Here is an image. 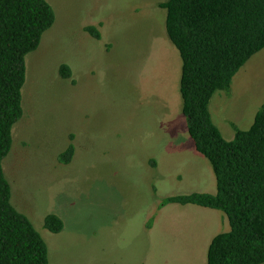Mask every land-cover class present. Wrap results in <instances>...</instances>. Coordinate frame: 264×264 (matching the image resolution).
Returning a JSON list of instances; mask_svg holds the SVG:
<instances>
[{"label":"rangeland","instance_id":"obj_1","mask_svg":"<svg viewBox=\"0 0 264 264\" xmlns=\"http://www.w3.org/2000/svg\"><path fill=\"white\" fill-rule=\"evenodd\" d=\"M47 1L56 19L26 55L23 115L3 160L11 202L46 240L49 264H207L212 238L230 228L225 212L161 205L217 192L212 165L188 133L165 0ZM64 63L70 78L60 74ZM262 106L264 48L214 94L210 111L232 140V123L248 129ZM71 144L74 156L63 163ZM50 213L63 219L62 231L45 227Z\"/></svg>","mask_w":264,"mask_h":264},{"label":"trees","instance_id":"obj_2","mask_svg":"<svg viewBox=\"0 0 264 264\" xmlns=\"http://www.w3.org/2000/svg\"><path fill=\"white\" fill-rule=\"evenodd\" d=\"M166 31L182 58V110L195 147L211 163L217 192L168 196L169 203L220 209L230 228L216 234L207 264L264 263V106L248 129L235 123L227 140L215 124L210 102L218 90H229L234 76L264 48V0H165ZM55 11L47 0H0V264H49L48 245L30 218L11 202V183L3 160L13 144L12 129L23 115L22 88L26 55L36 50L52 27ZM86 31L97 39L93 25ZM64 78L71 68L60 67ZM73 144L60 154L70 163ZM45 227L58 233L63 219L45 217Z\"/></svg>","mask_w":264,"mask_h":264}]
</instances>
